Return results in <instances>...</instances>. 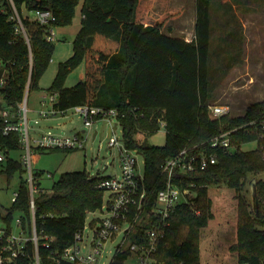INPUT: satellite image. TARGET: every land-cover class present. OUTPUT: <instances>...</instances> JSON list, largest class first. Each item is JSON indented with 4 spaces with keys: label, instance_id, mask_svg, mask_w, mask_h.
I'll return each mask as SVG.
<instances>
[{
    "label": "trees",
    "instance_id": "16d2710c",
    "mask_svg": "<svg viewBox=\"0 0 264 264\" xmlns=\"http://www.w3.org/2000/svg\"><path fill=\"white\" fill-rule=\"evenodd\" d=\"M148 1L0 0V80L4 79L0 83V104L13 114L10 121H19L26 85L29 83V89L40 88L39 80L55 48L54 40L46 38L43 25L23 17L28 41L23 32L17 31L12 15L16 11L22 15L24 7L49 9L54 25L61 26L72 22L81 2V26L73 40V52L59 62L48 87L58 92L54 106L68 109L85 103L118 109L126 147L137 149L144 157L148 209L155 203L158 191L166 186L162 165L168 157L194 144H198L196 152H217V161L205 169L176 173L175 181L182 186L194 180L198 193L190 202L175 206L169 224L159 236L154 252L156 263L201 264V232L214 216L209 185L215 184L237 191V238L230 248L237 252L239 264H264V180L258 182L252 208L241 193L250 177L264 171V99L253 101L243 113L213 115L209 105L216 95L210 68L214 0H195L192 39L172 32L167 23L179 12L146 22L143 8ZM236 33L233 29L224 39L233 40ZM82 61L84 78L66 86L65 77ZM162 120L166 122L165 142L152 143L149 137L161 128ZM3 126L0 114V150L6 154L0 173L9 183L19 172L20 184L18 197L6 207L5 214L0 211V218L8 229L20 218L21 229L28 235H32L35 224L42 235L38 250L41 264H73L61 257V252L84 227L88 214L100 210L105 189L97 185L98 176L86 169L63 171L50 187H44L41 177L45 170L33 168L38 187L33 215L28 176H23L26 167L21 157L10 155L11 150L22 148L20 132L4 133ZM224 131H232L233 148L210 147L208 140ZM251 141L257 142L256 147H243ZM52 149L56 148L34 146L32 159L37 150ZM16 211H20L17 217ZM45 235L54 236L49 245L44 242ZM2 244L0 251L11 257L10 250H2ZM35 252L29 240L26 252L11 257L10 263L34 264ZM128 256V251L119 252L111 264H126Z\"/></svg>",
    "mask_w": 264,
    "mask_h": 264
},
{
    "label": "rangeland",
    "instance_id": "374dc122",
    "mask_svg": "<svg viewBox=\"0 0 264 264\" xmlns=\"http://www.w3.org/2000/svg\"><path fill=\"white\" fill-rule=\"evenodd\" d=\"M81 5L80 2L76 8L75 16L71 23L61 26H55L56 39L54 40L55 48L52 54V59L47 66V69L39 80V89H29L28 94L25 93L23 102L27 108L24 113L22 108V119L26 114L27 127L30 138L35 146L34 138L40 137L42 134L51 130L54 133H62L71 135L76 130L84 135L83 147L62 148L41 151L37 150L32 160V166L35 169H43L45 173L41 177V182L44 187H50L53 181L57 180L63 171L86 169L91 173H101V175H121V153L118 145L109 146L110 139L109 124H104L102 121H96L91 127L85 125L82 116L73 108L67 109L66 113L48 112L47 115L40 113L41 110H51L52 101L49 97L43 99V95H50L48 87L52 84L60 61L67 59L73 52V40L81 26ZM183 8V9H182ZM182 9V10H181ZM144 19L147 22L153 21L156 18L162 17L164 14L179 12L176 16L170 17L167 23L173 29V32H188L194 30L195 15V0H150L144 5ZM180 10V11H179ZM242 13L246 14L243 21L246 22V27L242 25ZM238 14V16H237ZM262 14V17H258ZM36 15V10H30L26 7L22 9V15L18 11L14 14L17 24L23 22V17L33 19ZM211 17L213 26L212 37V55L210 68L213 71L212 82L216 84L215 92L217 99H212L211 103H222L229 106L231 114L243 113L247 105L255 100L264 99V89H261L264 82V0H214L211 6ZM227 20V22H226ZM258 24H262L258 27ZM256 25V26H255ZM21 27V26H20ZM175 28L177 31H175ZM236 29L238 33L235 39L240 34L244 36L241 43L242 50L237 51L234 42V49L231 48L229 54L235 56L232 65L229 66L230 60L224 59L226 66L219 67V53L217 55V44L222 38V33L225 29ZM243 28V31H242ZM257 40V41H256ZM228 45V44H227ZM240 46V42H239ZM238 46V47H239ZM239 50V49H238ZM226 50H219L218 52ZM229 62V64H228ZM261 63V65H260ZM261 66V67H260ZM263 69V70H262ZM85 76V63L82 61L75 69H73L65 77L64 83L66 86H71L83 79ZM103 128L94 136L96 129ZM119 143H123V128L119 125L115 132ZM166 138V129L164 126L149 137V141L155 144H163ZM257 142L251 141L243 145L244 148L256 147ZM71 149V150H65ZM24 153V149L11 150L10 155L20 158ZM139 168L144 171V157L140 153L137 155ZM4 163L0 161V168ZM28 171L23 173V176H28ZM255 184L257 190L258 182L264 180V171L259 172ZM250 177L241 193L247 201L254 203V195L249 184ZM20 184V173L16 172L11 180L7 181L4 174L0 173V211L2 214L7 212L6 207L11 205L12 196L18 190ZM236 189L227 185L217 186L209 185V194L213 199L214 216L210 219L208 228L211 230V236L214 240L211 247H205L201 252V264H239L238 254L231 250L230 246L236 241V224H237V206L238 199L236 197ZM107 194H105L106 197ZM20 214V211L15 212V217ZM102 216V212L97 210L90 212L86 218V226H90L92 220H98ZM219 222V223H218ZM217 227H213V225ZM0 225L6 226L5 220L0 218ZM14 230L17 229L16 221L12 223ZM206 230L205 228L203 231ZM85 233L91 235V230L86 229ZM201 232L202 237L209 233ZM119 239L116 238L114 244H117ZM201 243V242H200ZM201 246V245H200ZM125 262L133 263L134 259L131 256Z\"/></svg>",
    "mask_w": 264,
    "mask_h": 264
},
{
    "label": "built area",
    "instance_id": "2783aa9c",
    "mask_svg": "<svg viewBox=\"0 0 264 264\" xmlns=\"http://www.w3.org/2000/svg\"><path fill=\"white\" fill-rule=\"evenodd\" d=\"M14 18V15H12ZM33 20L43 25L44 33L47 39H56V29L54 25V15L49 9H36V15ZM21 26V27H20ZM17 31L26 34L24 23L21 21L17 24ZM4 79L0 80L3 83ZM29 83L26 85L25 93L28 94ZM50 95H43V99L47 97L52 101L51 110H41L40 113L47 115L49 111L53 113H66L67 109H58L54 106L58 99V92L49 91ZM25 100V99H23ZM213 115L219 116L229 112V106L222 103H212L209 105ZM22 108L26 113L27 108L24 102L20 103L19 121L12 122L9 120L13 114L7 107L0 104V114L4 117V133L11 130L20 132V141L24 153L21 155V161L26 167L31 192V208L35 215V192L38 187L34 183V174L32 166V155L34 145L30 138L27 127V117L25 114L24 121L22 119ZM73 108L82 116L86 126L91 127L96 121H102L109 124L110 139L109 146L118 145L120 148V159L122 166L121 175H101V173H91L97 175V185L105 189L100 211L102 216L98 220H92L90 226L84 227L76 232L74 241L66 246L61 257L71 261L73 264H111L119 252H129V256L134 259L132 264H157L154 252L157 249L159 236L162 230L169 224V217L175 206L179 202H190L192 198L191 190H195L196 182L191 180L188 185L182 186L175 181L177 172H193L205 169L211 163L217 161V152L208 151L207 149L195 151L198 144L185 147L173 156L168 157L162 165V171L166 174V186L161 188L157 193L155 203L151 209H148L149 200L146 198V188L144 180V171L139 168L137 155L140 152L135 148L126 147L124 138L123 143H119L118 136L114 133L119 125H122L118 118L117 108H105L102 106L90 104H78ZM166 122L161 121V125L165 126ZM103 126L96 129V134L102 133ZM123 128V126H122ZM232 131H224L214 135L208 140L209 146L213 148H233L231 143ZM86 138L76 130L71 135L62 133H54L51 130L42 134L40 137L34 138L35 146L46 148H73L83 147ZM6 159V154L0 150V161ZM188 190V192H187ZM19 195V191H15L12 200ZM17 229L12 227L8 229L6 226L0 225V242L2 250H10L11 257L24 254L26 252V244L29 240L33 241L35 248L34 264H41L39 250V239L41 234L38 233L35 224H33L32 235H28L24 229H21V220H16ZM20 229V230H18ZM86 229L91 230V235L85 233ZM45 244L49 245L54 236L45 235ZM116 238L119 239L114 244ZM10 256L4 255L0 251V264H11ZM125 259V260H126ZM6 260H8L6 262ZM126 264H131L125 262Z\"/></svg>",
    "mask_w": 264,
    "mask_h": 264
},
{
    "label": "crops",
    "instance_id": "0c3cea01",
    "mask_svg": "<svg viewBox=\"0 0 264 264\" xmlns=\"http://www.w3.org/2000/svg\"><path fill=\"white\" fill-rule=\"evenodd\" d=\"M24 9V8H23ZM237 16H238V14H237ZM258 17H262L263 18V16H262V14H258ZM195 18H196V15H195ZM244 18H246V14L244 15V13H242V16H241V19H242V21H243V19ZM246 21V20H245ZM245 21H243L242 22V25H244L245 27L247 26L246 25V22ZM226 22H227V20H226ZM193 23L195 24V20L193 21ZM259 26L258 27H261L262 26V24H258ZM256 26V25H255ZM172 30V32H173V29H171ZM231 30H233V29H231V28H229V29H225V31H223V33H222V38H221V40L219 41V43L217 44V49H216V52H217V55H218V53H219V56H220V59L219 60H221L222 62L221 63H218L219 64V67L221 66V67H224V66H226V71H227V68H229V67H227V64L225 63V62H227V61H225V62H223V60L226 58V59H229L230 60V64H229V62H228V64H229V66L230 65H232V64H234V63H232L233 62V60H235L234 58H235V56L233 55V54H229V52L230 53H232L231 51V48H233L234 49V47H233V43L235 42V44L237 43L238 44V46H239V42H240V46L238 47V46H235L236 48H237V51L239 52V51H241L242 50V47H241V43L243 42V40H244V36H242V34H240L239 36L237 35V38L238 39H235V38H233V40H231V39H227V40H225L224 38H225V36L231 31ZM175 31H177V29L175 28ZM242 31H243V28H242ZM177 33H180V34H183V33H185V32H180L179 30L177 31ZM185 35V37L187 38V39H192L194 36H195V31L193 30V32L192 31H190V32H188V34H184ZM232 41H233V43H232ZM257 41V40H256ZM228 44V45H227ZM226 50L225 52H218L219 50ZM239 49V50H238ZM260 65H261V63H260ZM261 67V66H260ZM263 70V69H262ZM260 88L261 89H264V82H263V84H262V86H260ZM215 89H216V86H215ZM219 97V96H218ZM217 97V94L215 95V100L218 98ZM255 101H257V100H255ZM217 103V102H216ZM252 103V102H251ZM250 104V103H249ZM248 104V105H249ZM247 105V106H248ZM246 109V108H245ZM210 222V221H209ZM219 223V222H218ZM208 225H209V223H208ZM208 225L205 227V229L206 230H202V232L204 233H209V234H207V235H205L204 237H202V240H201V252H202V249L203 248H205V247H211L212 245V242H213V240H214V238H213V236H211V230H210V228H208ZM217 225L218 224H214L213 225V227L215 228V227H217ZM204 229V228H203ZM236 230H237V224H236ZM203 233H202V236H203ZM235 235L237 236V231H235ZM237 238V237H236Z\"/></svg>",
    "mask_w": 264,
    "mask_h": 264
},
{
    "label": "water",
    "instance_id": "95a60500",
    "mask_svg": "<svg viewBox=\"0 0 264 264\" xmlns=\"http://www.w3.org/2000/svg\"><path fill=\"white\" fill-rule=\"evenodd\" d=\"M96 135V131L94 133V136ZM257 183V178L256 177H252L249 181V184H250V187H251V190H252V194L254 195L256 193L255 191V184ZM188 192V190H187ZM190 193L192 194V196H196L197 195V191L196 190H191Z\"/></svg>",
    "mask_w": 264,
    "mask_h": 264
}]
</instances>
